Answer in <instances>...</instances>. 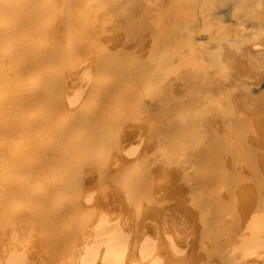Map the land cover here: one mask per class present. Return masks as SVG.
Wrapping results in <instances>:
<instances>
[{"label":"bare ground","instance_id":"6f19581e","mask_svg":"<svg viewBox=\"0 0 264 264\" xmlns=\"http://www.w3.org/2000/svg\"><path fill=\"white\" fill-rule=\"evenodd\" d=\"M0 264H264V0H0Z\"/></svg>","mask_w":264,"mask_h":264}]
</instances>
